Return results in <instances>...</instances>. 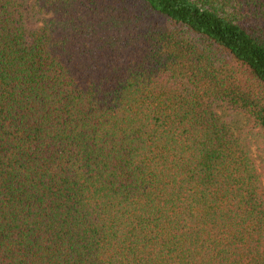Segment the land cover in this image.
Masks as SVG:
<instances>
[{"label":"trees","instance_id":"16d2710c","mask_svg":"<svg viewBox=\"0 0 264 264\" xmlns=\"http://www.w3.org/2000/svg\"><path fill=\"white\" fill-rule=\"evenodd\" d=\"M0 264H264V0H0Z\"/></svg>","mask_w":264,"mask_h":264},{"label":"rangeland","instance_id":"374dc122","mask_svg":"<svg viewBox=\"0 0 264 264\" xmlns=\"http://www.w3.org/2000/svg\"><path fill=\"white\" fill-rule=\"evenodd\" d=\"M225 115V114H224ZM226 119L231 123L233 128H241L242 126L245 125V118L241 114H226ZM253 155L258 158L257 153L254 149L252 148Z\"/></svg>","mask_w":264,"mask_h":264}]
</instances>
